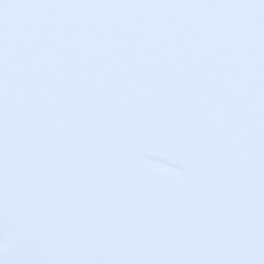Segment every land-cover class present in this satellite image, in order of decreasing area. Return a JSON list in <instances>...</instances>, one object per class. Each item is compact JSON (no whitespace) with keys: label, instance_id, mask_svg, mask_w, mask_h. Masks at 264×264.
I'll return each instance as SVG.
<instances>
[{"label":"water","instance_id":"1","mask_svg":"<svg viewBox=\"0 0 264 264\" xmlns=\"http://www.w3.org/2000/svg\"><path fill=\"white\" fill-rule=\"evenodd\" d=\"M0 264H264V0H0Z\"/></svg>","mask_w":264,"mask_h":264}]
</instances>
